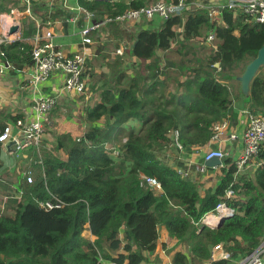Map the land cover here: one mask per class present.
Segmentation results:
<instances>
[{"label": "trees", "instance_id": "16d2710c", "mask_svg": "<svg viewBox=\"0 0 264 264\" xmlns=\"http://www.w3.org/2000/svg\"><path fill=\"white\" fill-rule=\"evenodd\" d=\"M20 1L0 0V13L24 9ZM147 1L119 2L114 10L105 0H77L100 15ZM36 4L33 0L32 15L22 21L21 37L0 43V62L8 68L32 65L29 39L37 27L32 16L37 9H47ZM60 13L67 15L63 9ZM221 16L224 24L216 25L205 10L190 9L156 23L154 29L134 27L127 51L139 62L149 60L145 68L129 73L116 55L108 62V74H91L88 85L99 100L84 108L83 135L75 139L62 134L55 152L42 147L28 170L32 181L20 174L15 187L20 198L10 200V212L8 206L5 212L0 208V264H148L159 227L167 231V240L177 241L170 251L172 264H236L264 241V164L244 173L224 159L214 191L201 197L197 182L179 172L181 163L171 165L165 159L171 148L181 152L205 145L213 123L234 115L231 89L215 73L237 80L239 75L229 72L241 64L244 71L264 44V24L227 10ZM116 29L120 36L125 34ZM209 31L217 45L205 65L180 69L186 60L160 63L157 51L168 50L180 35L191 43L206 38ZM259 70L249 94L245 97L241 89L239 94L246 98L249 112L264 114V75ZM17 118L6 115L0 132ZM115 147L117 155L112 153ZM59 149L65 159L57 154ZM2 153L0 142V158ZM143 176L159 182L160 194ZM221 201L233 214L218 227L203 224L202 217ZM85 229L93 240L83 235ZM217 243H223L228 258L208 260Z\"/></svg>", "mask_w": 264, "mask_h": 264}, {"label": "built area", "instance_id": "2783aa9c", "mask_svg": "<svg viewBox=\"0 0 264 264\" xmlns=\"http://www.w3.org/2000/svg\"><path fill=\"white\" fill-rule=\"evenodd\" d=\"M49 3V11L45 12L46 23L45 32H40V24L37 18H32L37 22V31L35 43L32 47L31 57V76L29 84L36 86L49 78L54 73H60L62 75L61 90L65 92H73L79 95L89 96L88 78H84V71L88 57L91 55L85 50H77L74 52H65L59 45L53 41V31L51 26V14L50 10L55 5L56 1L60 4H65L66 0H47ZM108 5L112 9H117L119 2H127L131 0H106ZM78 3V2H77ZM21 5H24L23 13L31 14V7L33 0H21ZM76 12L75 15L68 16L63 20L65 22L76 23L79 17L84 18V25L78 30L80 41L82 46H88L95 44L97 39L100 40V44L104 43L103 36L100 33L94 36V31H100L104 27H110L112 24H116L121 28V25L125 28H121L123 31H129L128 24H132L131 27H141L149 24L154 20L157 23L165 21L172 16L182 15L187 10L197 9L205 10L208 14L211 23L224 24L221 13L223 10L233 12V15L246 16L248 22H257L264 24V0H153L137 7H126L123 11L116 13H103L97 15L94 10L87 9L81 6L79 3L71 8ZM47 10V9H46ZM21 13L19 8H14L7 17L10 18V22L2 20L0 18V43L3 41H12L13 37L8 35L6 31L11 25L20 26V22L17 19L18 14ZM217 25V24H216ZM144 27V26H143ZM180 30V29H179ZM206 40L211 42L214 40V32L209 31L206 36ZM131 44L128 48H130ZM114 53L116 55L123 53L122 44L119 45ZM2 68L8 67V65L0 62ZM56 102V94L51 95H38L33 100L34 117L31 119L17 118L14 124H6L3 130L0 132V142L2 147L8 148L13 152H21L29 148L38 149L41 145L42 137L44 134V126L48 124L49 112ZM229 129L228 120L224 118L212 125L213 134L212 140L221 139L226 131ZM229 140L237 138L235 132H231L227 135ZM243 148L240 155L235 160V165L238 170L244 167L251 159H257L259 157L260 150L264 145V114L261 112H250L248 117V123L243 131ZM181 149V146H179ZM113 153H117L113 149ZM226 150L223 148L208 149L204 154V160H207L213 156L223 160L226 157ZM264 162V159L258 161L257 164ZM205 165L199 167L200 171L205 170ZM29 172V171H28ZM180 172V170H179ZM182 173V172H180ZM145 183L151 188L155 189V193L160 192V184L154 177L143 176ZM28 182L32 181V175L29 173L26 175ZM14 197L20 198L21 191H17ZM230 195V192L227 193ZM45 205L49 208L53 205L46 202ZM56 207L59 204L55 205ZM233 214V209L228 207L225 202H219L215 208L205 214L202 218L203 224L209 227H213L221 217H229ZM229 254L223 249L221 243L214 244L211 247L210 257L208 260L215 261L220 259H227ZM103 263V262H102ZM207 263V262H206ZM109 264H115L110 261ZM172 264V263H169ZM205 264V263H204ZM236 264H264V241L249 254L242 255L236 262Z\"/></svg>", "mask_w": 264, "mask_h": 264}, {"label": "crops", "instance_id": "0c3cea01", "mask_svg": "<svg viewBox=\"0 0 264 264\" xmlns=\"http://www.w3.org/2000/svg\"><path fill=\"white\" fill-rule=\"evenodd\" d=\"M37 2V6H45L47 5V10L45 9H37L36 15H34L38 23L40 24V32H45V29L48 28L45 26L46 19L43 21V17H45V12L49 11V3L47 0H35ZM106 1V0H105ZM107 2V1H106ZM41 3V4H40ZM77 0H66L65 4H60V2L56 1L55 5L51 8V26L50 29L53 31V41L55 44L59 45L65 52H74L77 50H85L87 53L91 54L88 58L95 57L98 54L99 46L95 44H91L88 46H82L80 41V36L78 30L84 25V18L79 17L76 23L65 22L63 19L75 15L76 12L71 8L77 5ZM21 5V4H20ZM61 9L67 12V15L64 17L61 16ZM20 10V9H19ZM21 13L18 14L17 19L20 22V30L18 33L13 35L16 36V39L21 37V30H22V21L29 17L27 13H23L24 9L20 10ZM97 15H100L97 9L95 10ZM8 13L2 12L0 13V18L3 16H7ZM40 15H43L41 18ZM2 16V17H1ZM10 19L8 17L4 18V20ZM37 25V22L34 21ZM157 22L154 20L149 24L153 25L155 28L157 27ZM147 26V25H143ZM37 28V27H36ZM30 37V42L32 45L35 43L36 38V31ZM119 29H121L119 27ZM122 30V29H121ZM133 28L130 26L129 32H133ZM101 30L94 31V36L98 35ZM62 41H68L69 43L63 44ZM119 46V45H118ZM117 46V47H118ZM116 56V54H115ZM134 59L135 57L132 56ZM31 66H24L20 69L18 68H2L0 66V120H3L6 115L11 116H18V118L22 119H31L34 117V110L32 107L33 100L38 95H51L53 93L56 94V102L55 106L49 112V121L48 126L44 131L42 142L43 148H46L50 151L55 152V147L58 143V137L62 134H70L73 138H80L83 135L85 130L84 120H82L79 116H75L77 110L80 107L85 106L87 97L84 99L81 95L75 94L73 92H65L61 90V83H62V75L60 73H54L49 78L44 80L43 82L39 83L36 86L29 84V79L31 76ZM95 71L100 73L101 70L95 68ZM231 89L232 95V110L234 115L228 113L225 117L228 120L229 129L226 131V134L223 135L221 139L212 140L210 139L203 146H191L190 148L183 149L181 152L177 151L176 149H169L168 151L173 153L169 163L171 165L177 164L180 162L182 166L179 167L180 172L183 176H187L193 180H195L198 184V192L201 197H203L207 192H213L215 185L219 181L220 177L222 176V172L220 170L221 166H207L204 160V154L208 149L212 148H223L226 150V157L222 160V165L224 164V159L229 158L232 162L238 158L243 148V131L245 130L249 111L246 109L247 102L239 94V90L237 89V85L233 82L228 85ZM240 89V87H239ZM90 96V95H89ZM246 97V96H245ZM81 107V108H82ZM65 108V109H64ZM83 121V122H82ZM231 132H235L237 135L236 139L229 140L227 135ZM25 151V150H24ZM24 151L21 152H13L8 148L3 147L2 154H15L22 155L26 157L27 153ZM57 154L60 158L65 159L67 155L62 151L58 150ZM170 155V154H169ZM30 158V157H29ZM28 158V161L30 162ZM173 159V161H172ZM264 159V145L262 146L259 157L257 159H251L244 167L240 168L239 170L244 173L252 172L259 164L258 161ZM34 160L33 162H35ZM205 165V170L200 171L199 167ZM261 164H264L262 162ZM260 164V165H261ZM177 167V166H176ZM159 243L157 241L156 249L154 253L159 254V257L163 258L162 264H169L171 263V254L174 250L171 251V254L167 256L164 252V244H169L170 247H174L177 243L176 239L167 240V231L163 227H159ZM83 235L91 240L94 239V236L90 233L89 230L85 229ZM162 243V244H161ZM181 250H185V246H181ZM153 253V254H154ZM151 256V254L149 255ZM110 261H103V264H109Z\"/></svg>", "mask_w": 264, "mask_h": 264}, {"label": "rangeland", "instance_id": "374dc122", "mask_svg": "<svg viewBox=\"0 0 264 264\" xmlns=\"http://www.w3.org/2000/svg\"><path fill=\"white\" fill-rule=\"evenodd\" d=\"M149 1H153V0H148L147 2ZM216 24H219V22H216ZM131 25L132 24H128V29L130 28ZM116 28H118V25L112 24L108 28L104 27L101 29L102 32L100 33V36H103V39H105L104 43L100 44L99 42L101 39L99 38L97 39V42L95 43V45L99 46L98 54L95 57L88 59V64L86 65L85 71H84V78L90 79L92 73H98L95 71V68H97L98 70L100 69L101 72H105L106 74H108L110 72L108 68V62L113 61L117 58L115 56L116 53H114V51L117 48V46L121 44L123 46V53L118 54V55L121 56L123 60L125 61V68L128 70L129 73L133 71V68H136V69L145 68V66L148 64L149 60L139 62L138 60H136V58L133 59L132 56L129 55L127 50H129L128 47L131 44V39H130L131 32L123 31L125 32V34H122L120 36ZM121 28L124 29L125 26L121 25ZM145 28L154 29L155 27L151 24H147ZM12 39H16V36L13 37ZM181 39H182V36L180 35L179 39H176L172 42V45L168 50L157 51L160 63H163V60H172V61H177V62L180 60H186L188 64L180 63V69L183 66H185L186 68L192 67V66H196V67L202 66L207 63L208 57L214 52L215 46L217 45V42H215L214 40H212L211 42H208L206 38L203 36L199 37V39L195 41H192L191 43L188 41L181 40ZM62 43L67 44L69 42L62 41ZM237 67L234 68V70H231V72L229 73H232V75L233 74L240 75L243 72V64ZM220 72L221 73L218 72L215 74L219 75V78L221 79L224 78L222 82L227 83L228 85H230V83L233 82V84L235 83L237 85V89L240 90L239 89L240 83L239 81L234 79V75L233 77L226 79L224 77L223 72L222 71ZM259 74L264 75V66L259 70ZM171 77H172V74L170 78ZM170 78H168L167 80L169 83L171 82ZM89 79L86 81L87 83ZM87 87H88V91L90 92V96L81 95V97L83 99L87 97L85 104L92 105L94 102L99 100V94L98 92L91 91L90 90L91 87L89 88V85ZM242 97L245 98L244 96ZM85 106L83 107L81 106L82 108L80 107V109L77 110V112L75 113L76 117H78V112H79V116L82 119L81 116L83 115ZM246 109L249 110L248 107H246ZM83 123L86 128L87 123L85 122ZM47 126L48 124L44 126V131L47 128ZM42 145H43V142H41V145L38 147V149L30 148V149L25 150L24 153L25 152L27 153L26 157H23L22 155L15 156V154L13 153L3 154L1 156L0 158V163L2 167L0 169V208H1V211L3 210V212H5V208L7 206H8V212L11 211L13 204L10 200L14 198V194L15 195L17 194L15 187L17 184L18 177L20 174H22V178L23 176L26 177V175L29 174L28 170L36 162V161L35 162L33 161L39 157V154L41 155ZM114 149L117 151L116 147ZM117 153H113V154L117 155ZM167 154L165 156V159L167 158V160L170 161L171 157L173 156V153L172 151L171 152L167 151ZM28 158L30 162L28 161ZM158 194H160V192ZM201 222H202V219H201ZM159 231L161 233V230ZM158 243H159V240H158ZM221 244L224 249L223 243ZM172 248L173 247H170L169 244L165 246L164 252L167 256H169L170 251H172L171 250ZM147 257H148V264H162L163 263V260H162L163 258L159 257V254L156 255V253H154L153 255L151 254V256L148 255Z\"/></svg>", "mask_w": 264, "mask_h": 264}, {"label": "water", "instance_id": "95a60500", "mask_svg": "<svg viewBox=\"0 0 264 264\" xmlns=\"http://www.w3.org/2000/svg\"><path fill=\"white\" fill-rule=\"evenodd\" d=\"M19 30H20V26L15 24V25H11L6 31V33L8 35H11L14 33H18ZM263 65H264V44L257 50L255 57L252 58V60L245 66L244 71L239 76H237V80L240 82V89L245 96L249 94L251 80L253 79L259 68ZM205 164L207 166H221L222 160L213 156L205 160ZM224 219H225L224 216L221 217L212 228L218 227L223 222Z\"/></svg>", "mask_w": 264, "mask_h": 264}, {"label": "bare ground", "instance_id": "6f19581e", "mask_svg": "<svg viewBox=\"0 0 264 264\" xmlns=\"http://www.w3.org/2000/svg\"><path fill=\"white\" fill-rule=\"evenodd\" d=\"M1 17H2V16H1ZM2 20H3V19H2ZM10 21H11L10 19H7V20H6V22H10ZM14 24H17V23L15 22ZM13 35H15V33L12 34L11 37H13Z\"/></svg>", "mask_w": 264, "mask_h": 264}, {"label": "clouds", "instance_id": "9594fccd", "mask_svg": "<svg viewBox=\"0 0 264 264\" xmlns=\"http://www.w3.org/2000/svg\"><path fill=\"white\" fill-rule=\"evenodd\" d=\"M235 163V162H234ZM222 166V165H221Z\"/></svg>", "mask_w": 264, "mask_h": 264}]
</instances>
